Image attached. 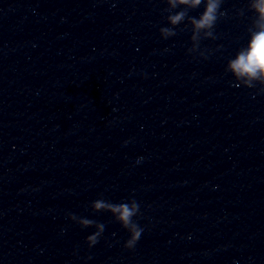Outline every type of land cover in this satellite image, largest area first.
I'll return each mask as SVG.
<instances>
[{
  "label": "clouds",
  "instance_id": "9594fccd",
  "mask_svg": "<svg viewBox=\"0 0 264 264\" xmlns=\"http://www.w3.org/2000/svg\"><path fill=\"white\" fill-rule=\"evenodd\" d=\"M167 4L165 11L170 14L166 17L170 26L161 27L160 34L163 38L174 36L176 34L175 27L184 23L192 26V38L197 39L201 31H204L206 37L215 38L214 27L220 16L225 15L220 11L223 0H164ZM204 4V11L197 17L188 15L190 9H195L201 4ZM187 6V7H182ZM181 8L178 12L173 10ZM255 14L256 31L251 32L250 38L246 47L239 50L235 58L228 62L227 69L235 76L236 86L239 87V81L248 88H255L253 81H259L262 90H264V0H255L250 9ZM143 158H138L137 163ZM92 207L95 210H107L116 215L117 219L122 223L123 227L129 230V238L125 242V247L133 249L140 239L143 228L137 223L133 222V217L140 213V205L135 199L125 203H112L106 200L97 199L93 201ZM71 220H76L75 214L69 213ZM95 221L92 219H81L80 224L83 226H90ZM98 231L87 236L86 242L89 248L98 243L99 238L104 232V225H96Z\"/></svg>",
  "mask_w": 264,
  "mask_h": 264
}]
</instances>
